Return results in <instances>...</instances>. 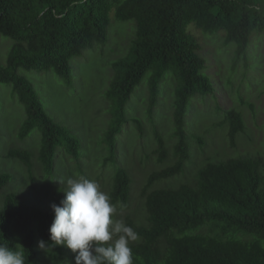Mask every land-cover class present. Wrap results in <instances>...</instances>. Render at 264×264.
<instances>
[{
    "label": "trees",
    "instance_id": "1",
    "mask_svg": "<svg viewBox=\"0 0 264 264\" xmlns=\"http://www.w3.org/2000/svg\"><path fill=\"white\" fill-rule=\"evenodd\" d=\"M111 12L118 21L134 22L135 35L127 54L111 65L105 94L110 123L102 139L109 153L106 161L117 162V137L130 121L126 108L144 78L148 76L149 115L158 106L166 77L176 80L175 162L149 176L142 191L145 218L123 220L138 236L130 242L134 264H264V157L208 162L198 170L194 185L154 188L184 172L190 159L186 127L192 99L214 92L204 74L199 42L188 26L211 35L223 31L224 45L236 47L233 69L240 62L247 69L252 35L264 33V0H0V36L13 40L7 64L0 65V84L12 87L26 115L17 138L26 141L33 132L40 134L37 160L46 176L53 174L61 148L79 161L80 141L48 115L34 85L19 71H53L69 84L71 59L107 43ZM224 123L235 147L245 129L243 116L235 109L226 111ZM155 137L163 163L168 146L160 133ZM6 158L22 162L33 178L30 151L12 148ZM11 182L12 175L0 170V190ZM131 184L127 170L117 167L108 194L120 210L129 207ZM43 197L42 204L31 205L17 191L3 195L0 243L21 248L25 264H75V254L54 245L49 232L55 218L52 205H60L65 192L58 188ZM41 240L47 250L40 248Z\"/></svg>",
    "mask_w": 264,
    "mask_h": 264
},
{
    "label": "rangeland",
    "instance_id": "2",
    "mask_svg": "<svg viewBox=\"0 0 264 264\" xmlns=\"http://www.w3.org/2000/svg\"><path fill=\"white\" fill-rule=\"evenodd\" d=\"M187 29L199 42V54L206 61L204 74L210 78L214 92L192 99L186 127L190 159L184 172L157 182L154 188L178 187L182 183L194 185L198 170L208 162L264 157V33L252 35L249 68L240 62L233 69L236 47L235 44L224 45L223 31L205 34L194 24ZM134 35V22L118 21L111 12L107 43L71 59L69 84L53 71H19V75L34 85L48 115L81 143L79 161L73 160L64 149L58 150L51 176L42 172L37 160L40 134L35 131L26 141L17 138L26 116L25 109L12 87L0 84V170L12 175L9 187L0 190V200L10 190L24 194L31 205H40L44 202V192L66 190L68 179L80 177L97 181L102 190L109 193L115 170L122 167L129 173L132 184L129 207L117 208L116 219L145 218L142 191L149 176L175 162L172 105L176 80L167 73V79L160 85L158 106L153 115H149L148 76L144 78L126 108L130 121L117 137V162L106 161L109 153L102 139L110 123L105 94L113 76L111 65L127 54ZM12 45V39L0 36V65L7 64ZM232 109L242 114L245 125L244 132L236 138L235 147L230 144L228 125L224 123L225 112ZM134 120L139 121L140 126ZM156 132L164 137L169 150V157L163 163L156 154ZM12 148L32 153V179L22 162L6 158Z\"/></svg>",
    "mask_w": 264,
    "mask_h": 264
},
{
    "label": "clouds",
    "instance_id": "3",
    "mask_svg": "<svg viewBox=\"0 0 264 264\" xmlns=\"http://www.w3.org/2000/svg\"><path fill=\"white\" fill-rule=\"evenodd\" d=\"M64 192L61 204L52 205L53 244L72 251L75 264H134L130 242L137 240V233L116 219L117 206L100 184L86 177L68 179ZM39 246L47 250L49 245L41 240ZM0 264H25L23 250L0 243Z\"/></svg>",
    "mask_w": 264,
    "mask_h": 264
}]
</instances>
